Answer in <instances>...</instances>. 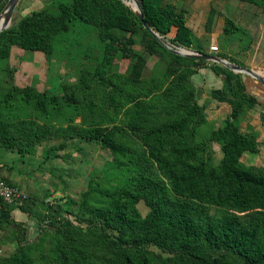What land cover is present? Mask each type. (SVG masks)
<instances>
[{
  "label": "trees",
  "instance_id": "trees-1",
  "mask_svg": "<svg viewBox=\"0 0 264 264\" xmlns=\"http://www.w3.org/2000/svg\"><path fill=\"white\" fill-rule=\"evenodd\" d=\"M126 1L135 10L133 1ZM137 1L144 21L159 35L177 46L193 44L186 10L163 0ZM73 21L97 28L104 42L102 69L81 71L75 83L62 87L60 96L12 86L3 101L18 97L44 117L60 114L66 105L82 116L81 122L70 119L54 129L34 126L27 119L10 124L0 115V146L20 152L57 135L94 140L120 154L139 190L106 192L91 179L80 206L87 214L86 229L69 224L55 233L45 264H264V165L241 161L244 152L255 153L258 147L254 135L239 129L242 113L256 105L264 108V102L247 89L244 75L233 73L230 88L224 85L231 111L203 140L198 138V127L206 123L204 108L196 102L189 77L204 60L163 47L122 0L47 2L0 32V60L9 57L12 46L50 55L54 38L68 31ZM225 23L226 32L239 29L229 19ZM139 29L174 61L167 67L171 79L163 89L153 77L145 80L106 70L113 53L130 45ZM118 31L129 37L118 38ZM255 71L264 77L263 70ZM129 135H135L137 142ZM210 142L221 147L218 164L212 161ZM140 201L148 207L145 215L137 207ZM0 204L1 222L14 203L0 197ZM208 206L227 212L214 216ZM134 231L139 236L129 237ZM148 245L167 255L154 262L145 250ZM35 251L33 244H20L1 256L0 264H42L33 257Z\"/></svg>",
  "mask_w": 264,
  "mask_h": 264
},
{
  "label": "rangeland",
  "instance_id": "rangeland-1",
  "mask_svg": "<svg viewBox=\"0 0 264 264\" xmlns=\"http://www.w3.org/2000/svg\"><path fill=\"white\" fill-rule=\"evenodd\" d=\"M50 1L39 0L34 4L27 0L20 1L13 11L8 28L16 26L25 14L43 8ZM53 1L63 4L71 2ZM162 3H171L177 9L186 10L187 22L195 35L191 46L181 47L215 54L240 66L264 71V41L259 43L264 35V0H257L256 4L247 0H163ZM226 19L239 29L226 32ZM117 35L122 40L129 37L128 33L119 31ZM132 38L133 42L125 49L113 53L106 70L145 80L153 77L158 80L159 88L163 89L171 79L167 67L174 61L143 30L139 29ZM211 45H217L219 51L210 52ZM22 51L0 60L1 118L10 124L27 119L33 121L34 126H50L54 129L66 126L70 119L81 122L82 116L76 115L66 105H63L60 114L52 113L44 117L32 104L18 97L4 102L3 96L12 86H30L40 92L60 96L62 87L75 83L81 71L102 69L104 42L99 39L97 28L73 21L68 31L54 38L50 55L40 51ZM203 67L210 69L230 88L235 72L220 63L205 60L198 70ZM193 75L189 80L194 86L196 102L204 108L206 119V123L198 127V138L206 140L213 129L223 124L228 113L221 107L220 100L214 97L216 89H209L216 83L205 74L194 80ZM97 92L101 93L100 87ZM122 113L123 110L119 115ZM94 118H98V115ZM239 129L254 135L258 147L255 153L244 152L241 161L247 165H264V108L256 105L242 113ZM129 138L137 142L135 135H129ZM209 146L212 161L218 164L222 156L221 147L217 142H210ZM0 149L1 163H4L2 166L8 170L7 177L3 178L16 184L26 194L20 204L10 205L20 208L29 219V222H20L9 214L5 221L0 222V257L9 255L20 244H33L37 247V251L32 253L33 257L45 264L51 258L50 248L55 233L69 224L86 229L87 214L81 212L80 206L91 179L97 181L106 192L123 190L136 193L139 190L138 184L122 165L120 154L94 140L57 135L24 147L20 152L17 148L0 146ZM92 201L97 202V198ZM137 207L142 215L148 211L143 201ZM208 211L214 216L227 212L224 208L214 206H208ZM136 236H139L136 231L129 233V237ZM145 250L154 262L167 255L166 251L153 245H148ZM98 253L101 255L102 249Z\"/></svg>",
  "mask_w": 264,
  "mask_h": 264
},
{
  "label": "crops",
  "instance_id": "crops-1",
  "mask_svg": "<svg viewBox=\"0 0 264 264\" xmlns=\"http://www.w3.org/2000/svg\"><path fill=\"white\" fill-rule=\"evenodd\" d=\"M20 1H23V0H20ZM20 1L18 3H20ZM27 1H30L31 4H34L35 2L39 1V0H27ZM8 0H0V16H1V13L3 12L6 4H7ZM34 10H37V9H34ZM31 12V11H30ZM186 24L189 26L188 22H187V19H186ZM190 27V26H189ZM190 29L192 30V33H193V36L195 35V31L190 27ZM198 36V35H197ZM264 41V35L262 36L261 40L259 43L263 42ZM213 46V45H211ZM210 46V47H211ZM217 46V45H216ZM218 47V46H217ZM19 47L17 46H12L11 47V50H10V55L9 57H11L13 54H15L16 52H20L22 53L23 51L22 50H25V49H22V50H19L18 49ZM21 49V48H20ZM219 51V49H218ZM41 52V51H40ZM202 74H205L206 76H208V78L216 85L213 86V87H210L209 89H216L215 90V94H214V97H216V99L221 103V107L223 108V110L228 113H230L231 111V106L229 104V95L227 94V89L225 90L224 89V83H222L221 79L217 78V76L214 75V73L210 70V69H207V68H200L194 75H193V80L197 77H199L200 75ZM244 75L243 77V80L245 82V85L247 86V89L255 94L262 102H264V86L256 79L248 76V75H245V74H242ZM219 82V84H218ZM218 89V90H217ZM227 115V116H228ZM226 116V117H227ZM225 117V118H226ZM225 118L223 119V121L225 120ZM4 163H1V149H0V179H4L3 176H6L7 177V174H8V170H7V167L5 166H2ZM2 166V167H1ZM5 180V179H4ZM10 183L13 184V182L11 181H8ZM15 186H17L16 184H13ZM18 187V186H17ZM1 210H2V207H1V204H0V218H1ZM10 215L12 218H14L16 221H20V222H29V219L26 215V213L24 211H22L20 208H17L15 207L14 209H12L10 211Z\"/></svg>",
  "mask_w": 264,
  "mask_h": 264
},
{
  "label": "water",
  "instance_id": "water-1",
  "mask_svg": "<svg viewBox=\"0 0 264 264\" xmlns=\"http://www.w3.org/2000/svg\"><path fill=\"white\" fill-rule=\"evenodd\" d=\"M19 0H8L3 12L1 13L0 18L2 17V14L5 13V20H6V24L2 27H0V32L7 29L10 23V20L12 18V14L13 11L17 5ZM138 17L139 21L142 23L144 29L149 32L154 38L157 39V41L159 43H161L165 48H167L168 50H170L171 52L175 53V54H179L182 56H187V57H194L197 59H202L205 61H211V62H217L220 63L222 65H224L225 67L229 68L231 71L235 72V73H241V74H245L248 75L256 80H258L263 86H264V77L260 76L259 74L256 73V71L252 68H247V67H243L240 66L238 64L232 63L229 60L223 58V57H219L215 54H211V53H203V52H199V51H195V50H189V52L187 53H183L181 52L182 49H187V48H183L182 49H177L176 45L173 44L171 41H169L167 38L163 37L162 35H159L155 30H153L145 21L143 18V14L141 12V8L139 6V3L137 0H133L136 5L138 6V11L133 10L128 4L126 0H122Z\"/></svg>",
  "mask_w": 264,
  "mask_h": 264
},
{
  "label": "built area",
  "instance_id": "built-area-1",
  "mask_svg": "<svg viewBox=\"0 0 264 264\" xmlns=\"http://www.w3.org/2000/svg\"><path fill=\"white\" fill-rule=\"evenodd\" d=\"M177 49H182L181 46H177ZM210 52H218V47L213 45L210 47ZM0 197L8 202L14 204H20L26 197V194L17 186L10 184L4 179H0Z\"/></svg>",
  "mask_w": 264,
  "mask_h": 264
},
{
  "label": "bare ground",
  "instance_id": "bare-ground-1",
  "mask_svg": "<svg viewBox=\"0 0 264 264\" xmlns=\"http://www.w3.org/2000/svg\"><path fill=\"white\" fill-rule=\"evenodd\" d=\"M133 1V0H132ZM134 6H135V11H138V6L136 5V3L133 1ZM6 24V20H5V13L2 14V17L0 18V27L4 26Z\"/></svg>",
  "mask_w": 264,
  "mask_h": 264
}]
</instances>
